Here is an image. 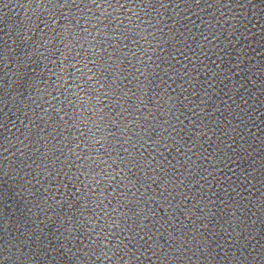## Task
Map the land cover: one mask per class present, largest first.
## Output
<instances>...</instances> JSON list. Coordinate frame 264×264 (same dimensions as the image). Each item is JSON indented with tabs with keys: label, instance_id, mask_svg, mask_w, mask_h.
<instances>
[{
	"label": "water",
	"instance_id": "1",
	"mask_svg": "<svg viewBox=\"0 0 264 264\" xmlns=\"http://www.w3.org/2000/svg\"><path fill=\"white\" fill-rule=\"evenodd\" d=\"M0 264H264V0H0Z\"/></svg>",
	"mask_w": 264,
	"mask_h": 264
},
{
	"label": "clouds",
	"instance_id": "2",
	"mask_svg": "<svg viewBox=\"0 0 264 264\" xmlns=\"http://www.w3.org/2000/svg\"><path fill=\"white\" fill-rule=\"evenodd\" d=\"M71 43V42H70Z\"/></svg>",
	"mask_w": 264,
	"mask_h": 264
}]
</instances>
